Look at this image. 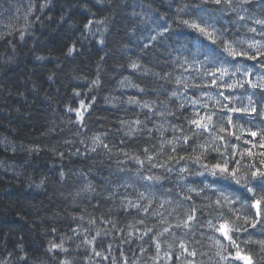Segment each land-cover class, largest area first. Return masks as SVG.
Masks as SVG:
<instances>
[{"label": "snow or ice", "instance_id": "1", "mask_svg": "<svg viewBox=\"0 0 264 264\" xmlns=\"http://www.w3.org/2000/svg\"><path fill=\"white\" fill-rule=\"evenodd\" d=\"M202 5L205 14L213 13V18H222L221 14L230 11L239 21H251V24L256 27L246 24L247 34L252 35L246 34L245 37L238 38L226 35L228 29L223 26L217 29L205 20L178 18L185 28L198 33L200 37L204 38L202 41L211 44L223 58L205 56L204 60L189 59L188 56L181 53L180 61L182 63L180 61L176 63L182 69L179 76L174 77L173 72L169 71L154 73L156 80H162L164 83L159 84L152 91L157 94L161 90L166 92L164 99L159 100L158 111L154 109V105L157 104L155 100L140 103L135 97H129L128 104H138L141 108L162 118L161 124L158 127L154 126L161 139L155 154H151L150 149L145 147L142 149L143 158L135 153H124V155L140 166L137 170L143 169L147 164L148 169H160L162 173L169 174L173 172L174 165L181 161H191L206 170L208 175L225 180L232 186H238L240 191H234L236 188H213L207 184L199 186L189 184L183 178V173L189 171L184 164L176 171L177 196L171 199L165 197L161 200L157 195L160 190L155 188V185L161 184V181L168 177L162 173L145 176L144 180L148 182L145 191H138L135 200H129L127 197L121 199V207L125 211L135 210L139 216V218H134V223L127 225V228L131 229L127 235L131 237L134 232L140 233L136 237L140 240L149 236L150 242L156 250L155 256L149 257L152 264H160V261H163L164 264H233L234 261L242 262V264H264V239L254 240L249 234L245 240L238 242L235 235L240 232L247 233L249 228L253 231L258 229L264 233V103H262L264 101V39H255L256 35L264 38V16L253 15L249 20L248 17L239 15L238 9L248 11L251 7L250 0H202ZM49 6V0H43L39 4V9L43 11ZM33 7L34 5L30 4L29 11ZM93 22L89 19L85 26ZM2 35L0 34V36ZM20 39H24L23 31L20 33ZM152 39L155 40L156 37L153 36ZM144 47L148 48L149 45L145 44ZM69 51L72 49L70 48ZM197 52L199 49H195L194 57ZM241 59L255 62V64H241L239 63ZM257 65L262 71L253 72L252 69ZM129 68L132 72L140 75L148 74L147 70L141 72V65L135 62L131 63ZM184 72L197 73L200 83H189L188 79L184 78ZM253 75H258L259 79L253 81L251 78ZM203 77H211V80L206 82ZM233 77L236 78L235 82H229ZM165 84H174L175 87L167 90L164 88ZM120 87H131L138 92L145 93V89L140 88L132 80H121ZM205 87H215L217 96L213 100L212 110L202 113L200 109H208V103L201 96L188 99L187 90ZM237 88H250L253 91L252 94L240 96L227 94ZM181 89L184 90L183 94ZM257 92L260 95L259 101L253 99ZM177 98L192 105L191 115L184 117L190 126L188 131H185L180 125L170 124L167 119L168 116L175 115L168 105ZM221 98L227 103H223ZM208 99H213V97L209 96ZM80 107L87 110L83 101H81ZM175 107L181 109L185 107V104L178 102ZM71 111H75L77 121H83L84 115L80 109L71 108ZM126 123L130 125L128 135L131 137L137 131H141L140 126L144 125V121L139 119L129 122L121 121V125ZM166 124L173 132L172 138L165 137V132L168 131V128L165 127ZM146 130L151 137L153 129L147 128ZM175 133H181V135H175ZM97 142H99V138H97ZM103 146L105 149L109 148L107 144ZM188 147H191L190 152ZM169 148L171 151H168ZM181 151L184 152L183 155L180 154ZM162 156H166V158L159 162V158ZM129 186H132L131 182L124 185V187ZM88 188L90 189L91 186L89 185ZM165 191L170 194L172 189L169 188ZM206 192H211L215 199L206 195ZM114 196L115 192H112L105 199H112ZM197 198L206 201V203H196ZM201 209L212 210L209 213L211 218L202 224L199 223L198 216ZM225 209L227 212L224 211ZM156 217L159 219L148 226V218ZM169 217L175 220L174 224L169 221ZM73 219L75 220L76 217ZM106 222L113 223V227H115L114 222ZM88 223L95 224V220L89 219ZM137 225L144 226L142 232L137 228ZM157 225L162 226V230H156ZM197 225L200 228L210 229L214 234L208 237L210 243L207 251H199L189 246L190 243H201L192 240L190 236V233L195 235ZM173 228L183 230V236L172 232ZM100 234V231H97L96 236ZM94 240L95 237L92 240H85L84 243L91 245ZM241 243L255 247L245 249L241 247ZM162 250L163 256L160 255ZM48 251L66 253L67 249L64 248L62 241L60 243L49 241ZM140 251L143 253L146 250L141 247ZM93 255L101 259L107 258L102 251L94 250ZM197 256H208V260L197 261L195 259ZM121 257H123V253H121ZM60 264H71V261L63 259ZM112 264H117L116 257H112ZM125 264L128 262L125 261ZM131 264H136V261H132Z\"/></svg>", "mask_w": 264, "mask_h": 264}, {"label": "trees", "instance_id": "2", "mask_svg": "<svg viewBox=\"0 0 264 264\" xmlns=\"http://www.w3.org/2000/svg\"><path fill=\"white\" fill-rule=\"evenodd\" d=\"M9 2L11 7H7L10 5L7 4ZM17 2L39 6V0H0V34H3L4 36V39L0 40V56H3L5 60L12 56L13 47L19 48L21 43H23L20 39L21 32L12 33L13 31L7 30L5 27L6 22L15 19L14 15L17 14L18 11ZM7 8H11L10 15L8 18L4 19V17L8 15V10H10ZM47 10L50 11V13H53L51 10ZM57 19H59V16H57ZM38 20H40V17L35 18L34 14H32L29 16L27 15V17H25L22 21V26L24 27V41L27 42L28 47L35 46L33 38L38 36L40 32V21L38 23ZM185 31L191 33L192 38L199 36L198 33H195L187 28ZM9 32L11 34H7ZM201 38L204 39L203 37ZM165 51L166 49H164L157 42L156 48L152 49V52L150 53V57L141 60V63H143L145 67L151 68L153 71L160 73L169 71L173 72L174 77L179 76L182 69L178 67L177 64H173L171 62L165 64L163 62L180 58L181 53L173 51L169 55L165 56L163 55ZM192 51L194 52L195 49H192ZM36 54L45 55L49 58L59 55V53L50 51L38 52ZM50 54H52L53 57H50ZM152 57L160 60L161 63L157 64L150 62ZM114 69L115 70L109 72L107 76H102L101 90L99 92H87L84 87H75V90L68 95L70 101H66V96L64 95H59L58 97L56 95L48 96L46 93L41 92H39V95L43 99L45 96L49 97L47 100L44 99L47 103L33 100L31 96L27 95L25 97H21L20 93L24 92L19 90L21 83L15 81V79L11 76L7 80L0 81V89H3L4 96V98L0 99V104H11L12 108L21 107L22 110L19 115L24 117V119L14 121L12 124H9L7 121H0V139L7 137L14 144L39 149V152L32 153L31 157H29L26 152H21L22 154L24 153V157L19 159L13 157H10L12 159H9L0 156V161H6L8 165H17V171L23 173L22 176H17L14 172H12L14 176L10 179L11 176L2 175L0 172V249L4 250V255H7V251L10 250L14 244L25 240L31 239L35 244L40 245L41 250H47L49 247V241L60 243L63 237H70L71 239L67 240L69 243L64 244V247L69 250L71 255H74L77 258L76 252L80 247H77L76 243H81L85 240H92L93 237H95L92 244L98 248L103 246L104 249L99 250L103 253L105 250L112 249L114 255L119 256V262L117 261V264H125V261H127L128 264H131L134 260L136 261V264H145V262H147V264H152L149 257L155 256L156 250L154 245L150 242L149 236H145L143 240H140L136 238L140 233L134 232L131 237L127 235V232L131 231V229L127 228V225L129 223H134V218H136L130 217L132 209H129L128 211L124 210L122 212V216H126L128 218V222L126 223L121 222V220L118 219L115 220L113 216L109 217L106 215L107 210L116 214L113 208H116L117 210V207L106 206V212L104 214V211H99L98 201L93 199H83L80 201L77 199L76 208L79 207V210H76L77 213L73 216L76 217L74 220L73 217H71V213L68 216L67 208L69 209L71 206L69 199L74 196L77 185L71 181V183L69 182L67 184L55 183V181L58 180L59 173L67 172L69 169L73 172L82 171L85 175L92 177L89 174L88 169L93 167V161H95L98 166L97 170H102L103 175L105 176H108L109 173H111L112 176L115 177L127 176L134 179L137 174L136 170L140 168V166L133 160L126 157L124 153H135L143 158V148H149L151 154H155L158 149V142L161 137L155 130L154 126L158 127L161 124L162 118L160 116L148 112L147 109L141 108L138 104H125L113 107L112 104L105 103V97L111 96L122 100H127L129 97H135L140 101V103L155 100L157 101V104L154 105V109L158 111L160 108L159 100L164 99L166 92L161 90L159 94H157V92L152 91V89L158 87L159 84L164 82L156 81L155 85L149 86L147 92L141 93L135 88L120 87L119 82L124 76H129L132 82L144 87L145 82L147 80H151L150 77L141 80L138 78V74L132 72L129 67L119 70L116 66H114ZM92 71L94 76L95 68H93ZM79 74L87 75V73L83 71ZM183 75L184 78L188 79L189 83H200V78L195 72H192L191 74L189 72H184ZM93 76H88L87 78L92 79ZM192 77H195V79H192ZM234 82L235 80H233V83ZM174 87V84L164 85V88L167 90H171ZM53 89L56 90V88ZM243 90L245 89H234L235 96L243 94ZM180 91L183 94L184 90L181 89ZM76 92H80L79 97L75 96ZM231 93L232 92H228L227 94L230 96ZM9 96L13 99H7ZM197 96H201L202 99L209 105L208 109H200V111L202 113L210 111L212 110L213 100L217 96V89L205 87L200 89L189 88L187 90L188 99H195ZM209 96L213 97V99H208ZM15 101H19V103H16ZM81 101H83L86 105L87 110L80 107ZM178 102H183L185 107L177 109L175 105ZM222 102L227 103V101L223 100ZM50 108L58 109L59 116L50 120L48 129L53 122L58 124L59 127L51 133L45 135V133L48 132V129L44 130L41 124L43 120H48V113L50 112L48 109ZM69 108L80 109L84 113V119L80 123H87L91 129L106 131L109 134L106 138V142L110 141L108 144L109 148L112 149V152L108 154L109 158L100 154L99 150H97L96 153L87 151L86 146L80 144L73 137L72 133L76 130V128L71 125L69 126L71 131H69V129L60 131V129L64 127L61 123V119L65 115L74 121L77 120L75 111L69 113L67 111ZM168 108L175 113V115L167 117L169 123L180 125L185 129V131H188L190 126L184 120V117L191 115L193 111L192 105L187 103L185 100L177 98L168 105ZM197 108H199V106H197ZM13 114L16 115L15 113ZM137 119L144 121V125L140 126L142 129L140 135L127 137L123 136L122 131H117L121 129V121H134ZM165 127L168 128V131L165 132V137L172 138L173 132L171 131V128L168 124H166ZM147 128L153 129L151 137H149L147 133ZM5 129H7V131H5ZM123 130H127L126 127ZM84 131H88V128H85ZM175 135H181V133H175ZM65 141L68 142L65 143ZM58 145L61 147L57 148L56 154H53L50 149ZM78 149L80 155L73 156L72 153L76 152ZM1 150H3V148H0V151ZM168 151H171V149L169 148ZM188 151H191V147H188ZM6 153H11V151H6ZM22 154L16 153L18 156H22ZM180 154L183 155L184 152L181 151ZM165 158L166 156L160 157L159 162H162ZM26 159L32 160V167H20V164H22ZM34 160L36 162H34ZM185 163V161H181L179 164L174 165L173 172L171 174L167 172L162 173V170L160 169H151V174L162 173V175L168 177V179L162 180L161 184L155 185V188L160 190L157 195L161 200L165 197L171 199L177 196L178 189L176 188V171ZM187 163L190 167L199 168L198 165L191 163V161H187ZM148 168L149 166L145 164L144 168L140 169V174H150L147 171ZM52 170H54V176ZM45 174L53 176V180L46 184L42 190H36L34 187H28V181L26 179L28 175H32L33 179L38 181L40 176ZM191 179V177H188L185 182L189 183ZM99 182L102 184L101 181ZM147 183L148 182L146 181L142 183L135 181L134 183H131L132 186L124 187L125 184L123 180H117L114 181V183L110 181L107 189L111 193H123L125 196L130 195L133 197L134 189L137 192L145 191L143 184ZM215 187L216 186H213V188ZM68 188H73V193L65 201V205L61 198H64L67 194L65 191L69 190ZM169 188L172 189L170 194L165 191ZM233 188L238 189V186H233ZM205 194L211 196L212 199H215L211 192H206ZM195 202L198 204L206 203V201L199 198H197ZM9 207H11V209ZM211 211V209H201L198 213L199 223L202 224L204 221L211 218L209 215ZM224 211L227 212L226 209ZM80 217H83V219H80ZM105 217L109 218L106 219ZM66 219H68L67 224L64 225L63 223H60ZM89 219H94L95 224H89ZM158 219V217L148 218L147 225L151 226ZM106 221L114 222L115 227H113V223H108ZM169 221L173 224L175 223V220L172 217H169ZM13 222H16L17 224H11ZM143 227L144 226L142 225H137V228H139L141 232L143 231ZM52 229H55V231H52ZM156 230H162V226L157 225ZM97 231H100L101 233L99 236H96ZM171 231L175 232L178 236H183L184 234L181 229L173 228ZM202 233L203 235H201ZM249 234H251V238L254 240L264 239V233H261L258 229L253 231L251 228L248 229L247 233L240 232L235 235L238 242H242ZM212 235L214 234L210 229L200 228L199 225H197L195 235H191L190 233V236L192 240H197L201 243H190L189 246L194 247L199 251H207L208 244L210 243L208 237ZM141 247H143L146 251L141 253ZM241 247L250 249L255 246L244 245L241 243ZM256 250L258 251V248H256ZM121 253H123V257H121ZM51 254L57 255L60 260H63L66 256L65 253H58L56 251H53ZM160 255L163 256V250ZM90 259L95 261L93 262L94 264L96 263L95 257ZM195 259L197 261H207L208 256H197ZM109 264L112 263L109 262ZM160 264H164V262L160 261Z\"/></svg>", "mask_w": 264, "mask_h": 264}, {"label": "clouds", "instance_id": "3", "mask_svg": "<svg viewBox=\"0 0 264 264\" xmlns=\"http://www.w3.org/2000/svg\"><path fill=\"white\" fill-rule=\"evenodd\" d=\"M250 3L251 7L248 11L237 10L239 15L246 16L249 20L253 15L264 16V0H250ZM49 4L50 6L45 9L51 10L53 15L47 18V22H41L39 35L33 38L35 46L28 47L27 42L21 39L23 43L19 48L13 47L12 56L9 59L5 60L3 56H0V81L7 80L10 76L13 78L30 76L39 81L37 86L33 80L26 79L24 84L20 85L24 88V92L20 93L21 97L27 95L31 96L33 100L39 101V89L43 88L45 84L48 89L63 88L67 90L73 87H84L87 92H99L102 76H107L109 72L115 70L114 66L123 70L133 62L141 65V72L148 71L147 75L138 74V78L144 80L150 77L151 80H147L144 87L137 84L147 92L149 86L155 85L157 80L154 73L158 72L145 67L141 60L150 57V53L152 49L156 48L157 42L166 49L163 53L165 56L173 51H178L188 56L189 59L204 60L205 56L223 58L221 53L211 44L204 43L199 37L192 38L191 33L185 31L186 28L182 22L178 21V18L181 17L184 19H202L216 27L218 19L222 18H213L214 14L210 12L205 14L202 0H49ZM89 14L100 18L92 20L93 23L85 26L89 20ZM57 15L59 19H57ZM239 22L234 17L232 23L239 24ZM247 22L246 20L243 25L246 31ZM165 25L167 27H164ZM223 27L227 29L226 26ZM153 36L156 37L155 40L152 39ZM3 39L4 36H0V40ZM145 44H148L149 47L145 48ZM70 48L72 51H69ZM192 49H199V52L195 53V57ZM44 51L56 52L59 55L49 58L45 55L36 54ZM201 57L203 59H200ZM177 61H180V58L163 63L176 64ZM150 62L161 63L154 57L150 59ZM180 62L182 63V61ZM29 64L31 71H29ZM93 68H95L94 76ZM82 71L86 72L87 75H80L79 73ZM88 76H93V78L88 79ZM122 80L128 81L131 78L124 76ZM29 84L33 86L29 88ZM49 95L52 93L49 92ZM56 96H59L58 92ZM75 96L79 97L80 92H76ZM2 98H4L3 89H0V99ZM48 98V96L44 97L45 100ZM7 99H11V96ZM127 100L111 96L105 97V103H110L113 107L128 104ZM15 102L19 103V101ZM21 110V107L12 108L11 104H0V121H7L12 124L14 121L24 119L19 115ZM67 111L72 112L71 108ZM57 115L59 114L57 113ZM61 123L64 127L60 131H64V129L71 131L70 125L76 128L72 135L76 141L86 146L87 151L96 153L99 150L100 154L109 158L108 154L112 152V149H105L103 146L110 143V141L106 142L109 135L106 131L93 130L87 123L74 121L67 115L61 119ZM58 127L59 125L53 122L45 135ZM125 127L127 130H123ZM129 127L130 125L126 123L121 125V129L117 131H122L123 136L131 137L128 135ZM85 128H88V131H84ZM140 134L141 131L135 133L137 136ZM97 138H99V142H97ZM67 142L65 141V143ZM59 147L61 146L58 145L50 151L56 154ZM0 148L13 153L26 152L29 157L32 156V153L39 152V149L36 148L14 144L7 137L0 139ZM72 155H80L79 149ZM185 166L189 171L183 173V178L186 180L191 177L189 184L197 186L207 184L221 189L233 188L227 181L208 175L206 170L200 167H190L187 162ZM20 167H32V160H24ZM97 167L96 162L93 161V167L88 169L92 179L82 171L73 172L69 169L67 172H60L55 183L67 184L71 181L77 185L73 199L76 197L91 199L93 195H102L110 181L123 180L124 184L135 181L142 183L145 181V176L152 175L151 169H147L150 173L148 175L140 174V170H136L137 174L134 179L127 176L115 177L111 173L105 176L102 170H97ZM0 171H11L17 176L23 175L17 171V165H8L6 161H0ZM52 171L54 176V170ZM53 176L45 174L40 176L37 181L33 179L32 175H28L26 177L28 187L42 190L46 184L53 180ZM93 180L101 181L102 185L94 183ZM89 185L91 186L90 189L88 188ZM146 186L148 184H143L144 188ZM234 191L240 190L234 189ZM69 239L71 238L63 237L61 240L63 245ZM48 248L41 250L40 245L35 244L31 239L19 242L7 251V255H4V250L0 249V264H60L61 260L56 255H49L52 252L48 251ZM65 254L64 259L71 261V264H79L77 258L71 255L68 249Z\"/></svg>", "mask_w": 264, "mask_h": 264}, {"label": "bare ground", "instance_id": "4", "mask_svg": "<svg viewBox=\"0 0 264 264\" xmlns=\"http://www.w3.org/2000/svg\"><path fill=\"white\" fill-rule=\"evenodd\" d=\"M41 2H43V0H39V4ZM7 4H10V2L7 3ZM17 6H18V11H17V14L14 15L15 19L5 23L6 29L10 30V31H13L12 33L21 32V31L24 32V27L22 26L23 25L22 21H23V19H25V17H27V15L29 16V15L34 14L35 18H39L40 17V20L37 21L38 23L40 21V25H41L42 21L43 22H47V18L53 15V13H50V11H48L47 9H44L43 11H41L39 9L38 5H34V7L32 8L31 11H29V5H27L26 3L17 2ZM7 7H11V4L9 6H7ZM7 9H10V10H8V13H7L8 15L6 17H4V19L8 18L9 15H10L11 8H7ZM99 18H100L99 16H95L94 17L91 14L88 15V19H90V20L99 19ZM0 27H1V23H0ZM50 57H53V55L50 54ZM29 71H31V65L30 64H29ZM14 79H15V81L21 83V85L24 84L26 79L33 80V82L37 86L39 85V81L35 80L34 77H30V76L27 77V78H25V76H19V77H16ZM32 86H33L32 84H29L30 88ZM19 90L20 91H24V88L20 87ZM74 90H75V87L68 88L67 90H64L63 88H56V90L48 89L47 85L45 84L43 88L39 89V92L46 93L48 96L56 95V93L58 92L59 95L66 96L65 97L66 101H70V98H69L68 95L71 92H73ZM49 92H51L52 95H49ZM11 99H13V98H11ZM39 101L47 103L41 96H40V100ZM48 110L50 111L48 113V118H47L48 120L47 121L43 120V122L41 124V126L44 128V130L48 129V126L50 125L49 122H50L51 119H55V118H57L59 116V115H57V113L59 114L58 109L50 108ZM18 154H22V153L19 152ZM23 154H22V156H18V155H16V153H13V152L6 153V151H4V149L0 151V156L6 157V158H9V159H12L10 157L18 158V159L19 158H23L24 157ZM34 162H36V161L34 160ZM0 172L2 173V175L11 176L10 179H12L13 176H14L11 171H0ZM89 178L92 179V177H89ZM93 182L100 184V182L97 181V180H93ZM112 182L114 183V181H112ZM68 189L69 190L65 191V192H67V194L64 196V198H61V200L64 202V204H65V201L73 193V188H68ZM97 190L99 191V188ZM110 193L111 192L108 189H106V191H104V193L102 195H100V196L93 195L91 199L99 202V211H101V212L104 211V214L106 212V210H105L106 206H108V207H111V206L117 207L118 208L117 210H116V208H113V210L116 212L117 215L113 214L109 210H107L106 215L109 216V217L113 216L115 218V220L118 219V220H121V222H126L127 223L128 222V218L126 216H122V212L124 211V209L121 207V199L124 198V197H127L129 200H135V198L130 196V195L129 196H125L123 193H115V196L112 199H105V197L109 196ZM77 199L80 200V201L83 200V198H80V197H76L75 199H73V197H72L71 199H69L71 206L69 208L70 210L67 208L68 216L71 213V217H73L77 213L76 210H79V207L76 208V200ZM14 203H17V202H14ZM9 208L11 209V207H9ZM131 213L132 214H131L130 217L139 218L138 214L135 212V210H131ZM109 217H105V218L107 219ZM60 223H63L65 225V224L68 223V219H66L65 221L63 220ZM11 224H17V223L13 222ZM0 226H1V223H0ZM67 243H69V242H67V241L64 242V244H67ZM49 255H54V254L50 253ZM114 257H116V260L119 262V256L114 255ZM57 258H58V256H57Z\"/></svg>", "mask_w": 264, "mask_h": 264}]
</instances>
